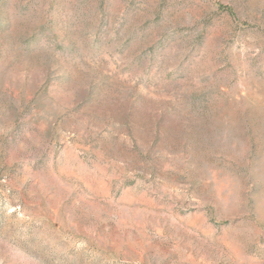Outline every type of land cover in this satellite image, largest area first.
I'll return each mask as SVG.
<instances>
[{
    "label": "rangeland",
    "instance_id": "374dc122",
    "mask_svg": "<svg viewBox=\"0 0 264 264\" xmlns=\"http://www.w3.org/2000/svg\"><path fill=\"white\" fill-rule=\"evenodd\" d=\"M0 264H264V0H0Z\"/></svg>",
    "mask_w": 264,
    "mask_h": 264
}]
</instances>
